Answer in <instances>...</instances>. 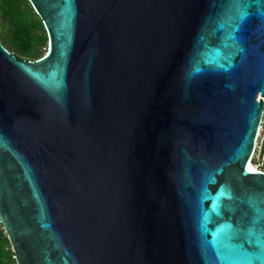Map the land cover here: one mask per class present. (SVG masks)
<instances>
[{"label":"water","instance_id":"1","mask_svg":"<svg viewBox=\"0 0 264 264\" xmlns=\"http://www.w3.org/2000/svg\"><path fill=\"white\" fill-rule=\"evenodd\" d=\"M0 39V223L16 264H264V0H29Z\"/></svg>","mask_w":264,"mask_h":264},{"label":"trees","instance_id":"2","mask_svg":"<svg viewBox=\"0 0 264 264\" xmlns=\"http://www.w3.org/2000/svg\"><path fill=\"white\" fill-rule=\"evenodd\" d=\"M0 39L11 53L23 59L35 60L47 53V30L29 0H0ZM262 164L259 170L264 171V153ZM14 256L0 223V264H16Z\"/></svg>","mask_w":264,"mask_h":264},{"label":"rangeland","instance_id":"3","mask_svg":"<svg viewBox=\"0 0 264 264\" xmlns=\"http://www.w3.org/2000/svg\"><path fill=\"white\" fill-rule=\"evenodd\" d=\"M46 51L48 52L49 49V40H48V46L46 47ZM263 135H264V118H263V124H262V129H261V136H259V138L257 139V146L259 145L260 148L257 149L256 151V155L254 156V158L251 161V164L253 165V167L255 169H261L263 164H262V160H263V153H264V139H263ZM255 162V164H254Z\"/></svg>","mask_w":264,"mask_h":264},{"label":"built area","instance_id":"4","mask_svg":"<svg viewBox=\"0 0 264 264\" xmlns=\"http://www.w3.org/2000/svg\"><path fill=\"white\" fill-rule=\"evenodd\" d=\"M263 118H264V114H263ZM262 124H263V119H262V122H261V125H260V128H259L258 138H259V136H261ZM258 138H257V139H258ZM263 139H264V135H263ZM259 148H260V146H259V145L257 146V141H256V147H255V151H254V153H253L252 159H253L254 156L257 154L256 151H257V149H259ZM4 232H5V231H4Z\"/></svg>","mask_w":264,"mask_h":264},{"label":"snow or ice","instance_id":"5","mask_svg":"<svg viewBox=\"0 0 264 264\" xmlns=\"http://www.w3.org/2000/svg\"><path fill=\"white\" fill-rule=\"evenodd\" d=\"M248 171H249V172H255L256 169H254V168H252L251 166H249Z\"/></svg>","mask_w":264,"mask_h":264},{"label":"bare ground","instance_id":"6","mask_svg":"<svg viewBox=\"0 0 264 264\" xmlns=\"http://www.w3.org/2000/svg\"><path fill=\"white\" fill-rule=\"evenodd\" d=\"M251 161H252V160H251ZM251 161L249 162L248 167L251 166ZM256 171H258V170H256Z\"/></svg>","mask_w":264,"mask_h":264}]
</instances>
